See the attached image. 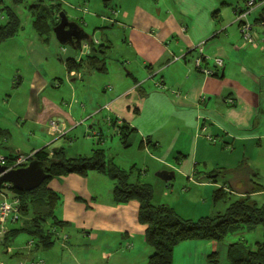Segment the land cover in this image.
I'll return each mask as SVG.
<instances>
[{"label":"crops","instance_id":"0c3cea01","mask_svg":"<svg viewBox=\"0 0 264 264\" xmlns=\"http://www.w3.org/2000/svg\"><path fill=\"white\" fill-rule=\"evenodd\" d=\"M60 1L73 7L71 0ZM75 1L78 5L81 4L80 0ZM124 1L127 5L129 2L133 3L127 6V9L116 12L111 22L113 26H118L124 36L121 43L126 53L121 56L120 63L123 68L128 66L130 69L134 67L135 70L126 69V73L122 75L121 68L116 67L113 77L106 82L112 83L115 88L111 85L105 86L102 100L108 101L111 108L115 102L139 91L141 104L135 106L132 119L125 120V118L122 123L125 122L124 124L134 129L133 134L140 135L141 149L147 151L151 146H155L156 149L161 147L162 140L157 133L163 129L167 131V127L173 124L191 131L194 128L198 130L204 127L206 131H210L211 137L226 136L223 139L227 140L256 141L258 139L257 150L264 149V132L261 133L259 130L260 127H264V108L258 105L264 94V75L249 72L242 67L243 72L247 74V77L245 76L247 79L262 86L261 93L253 90V86L246 88L237 80L226 76L227 70L231 65L233 66L232 55L236 52L233 40L226 32L237 24V32L240 38H243L236 16L229 13L228 7L233 5L231 0ZM22 31L23 27L17 35ZM16 36L3 42L0 52L5 47L11 52V60L16 59L22 62L21 66H16L15 74L19 78L20 86L16 87L18 90L24 82L28 86L22 102L23 113L12 112V110L11 113L17 115L20 121L31 122L34 126L29 127L25 132L20 121L16 122L17 132L22 136L24 143H28L32 149L30 154L42 149H46L50 155L58 149H62L66 154L64 144L71 147L74 141L69 139L68 135L79 129L84 131L87 138L90 134L93 137L96 135L99 138L103 137L102 129L94 126L82 127L85 125L86 118L77 120L72 111L65 110V106L46 94L53 84L63 83V80L56 78V75H62L74 83L86 82L83 80V69L99 74H109L107 67L106 72H101L94 69L87 61L81 69L71 71L67 67V60L76 62L86 60L90 50L96 48L100 42L90 38L85 40L84 43L89 46V49H86L88 53L85 54L87 51L82 49L83 43L80 49L71 45H62L54 31L47 41L38 35L37 39L25 40L24 46L16 39ZM260 37L258 33L256 46L244 44L242 51H238V55L245 60L251 57L259 58L258 65H261L264 61V42L263 39L260 41ZM102 47L106 51L107 59V53L114 49V44L107 37ZM248 48L251 49L248 50ZM242 52L244 53L241 55ZM199 57L203 58L202 66L210 69L212 73L206 74L197 68L195 61ZM217 58L223 59V67L216 65ZM43 64H49L50 71L39 70L38 68ZM136 65L139 69H136ZM263 67L264 65L258 68L263 71ZM135 71H138L142 79L133 73ZM231 73L233 71H230ZM149 82L153 85L150 90L144 87ZM106 92H115V95L111 98L106 95ZM86 98L85 96L84 99ZM3 102L9 103L10 100L4 99ZM99 105L98 100H92L91 104H84L82 109H77L76 113L80 116L87 114L89 106L93 111L90 117L96 116ZM128 112H131L130 106H128ZM51 120L63 123L58 127L61 132H54L51 127H38L47 125ZM65 122L71 125L79 123L80 127H65ZM114 122H111L112 126L115 125ZM121 124L117 123L118 126ZM0 126L6 131L5 135L0 136V149H5V153H9L0 152V156L24 154L20 152L24 146L13 143L10 128L3 127L1 123ZM111 128L116 131L115 136L121 138L117 127ZM246 132L251 135L246 136ZM147 139L150 140L147 141ZM62 142H64L63 145ZM195 146L194 144V150ZM54 147L59 148L54 149ZM171 148L172 146L168 151H172L173 154L179 151L189 156L180 162L185 165L175 167L172 161L165 160L164 156H155L154 159L173 170L174 177L178 171L181 176L187 177L198 187L207 189L213 186L211 184L218 185L216 181L210 180L206 161L203 162L205 172L198 168V151L186 152L182 145H177L174 150ZM191 155L193 158H190ZM253 162L258 170L252 173H255L257 179H261L259 170L264 171V161L256 158ZM161 170V167H157V171ZM200 173L203 176L197 180L196 176ZM105 178V175L92 171L86 177L70 174L52 179L47 187L60 197L54 213L58 222L61 223L48 219L44 223V229L51 236L53 245L46 248L33 241L32 236L20 232L19 234H27L33 241V245L26 251L15 253L10 246L19 234L13 236L9 231L18 230L21 225L10 224L8 233L13 239L5 249L0 248V251L4 250L3 255L6 256L7 263H34L36 253L42 251L45 252L43 255L45 260L40 264H71L70 259L73 264H147L152 249H148L149 246L145 240L147 226L139 222L140 204L137 201L127 204L115 203L113 199L115 182L107 199L103 200L98 185L105 182ZM236 183L239 188H235V183L226 184V186L230 187L234 194L245 195L247 191L243 190L244 184ZM260 193L262 192L253 193L252 197ZM219 244L215 241L182 242L174 249L173 264H207L210 254L218 252L220 255ZM57 245L60 249L56 250ZM8 248L12 250V254ZM66 257L70 258L65 261Z\"/></svg>","mask_w":264,"mask_h":264},{"label":"rangeland","instance_id":"374dc122","mask_svg":"<svg viewBox=\"0 0 264 264\" xmlns=\"http://www.w3.org/2000/svg\"><path fill=\"white\" fill-rule=\"evenodd\" d=\"M73 2V7L69 5H65L60 0H44L43 4H60L61 3V12H64L70 21H74L79 24V26L83 29V31L89 36L91 40L100 42L96 45V48L101 47L102 44L106 43L107 37L111 39L114 44V49L107 53L106 59V67L108 69L109 74H99L96 72H90L88 69H83L84 79L86 82L76 81L74 83L70 82V80L62 77V75H56V78H61L63 83L59 82L53 84L49 90L47 91V95L54 98V100L59 101L60 104L65 106V110H70L74 115H76V119L86 118L84 120V126L82 127H99L102 129L103 137L99 136H88V138L84 135L83 130H75L68 135L69 139H73V144L70 145L64 144L63 148L66 151V157H77L76 154H81L83 156H91L93 150L95 149H103L106 153V159L112 160L115 164L120 166L125 170H129L131 167H134V173L136 177H141V181L145 184H149L152 186L154 191V204H171L178 215L183 219L197 221L201 217L206 216H214L217 213H225L229 205L241 199L242 196L238 194H228L219 201L214 200V191L219 188L225 187L226 184H234L235 188H239L237 186L238 182L244 184L243 190L245 191L251 189L254 184L264 185V171H260V178H256L257 165L253 162L256 158L257 160L264 161V149L259 148L257 150V144H259V140L256 141H234L233 139L227 140L223 138L211 137L210 131H206L204 127L196 130L195 128L191 131L190 129H185L183 127H177L176 124H173L166 129H163L157 133V136L162 140V145L158 149L155 146H151L147 151L141 149L140 141L141 137L139 134H132L129 138V143L131 146L125 147L121 138L115 136L116 131L113 130L115 127L111 125V121L113 120L118 123V120H129L133 115V111L135 106L141 104L139 91L133 92L128 98L123 99L119 102H115V104L109 108V103L106 100H102L104 95L103 88L107 85H111L113 88L115 86L112 83H106L111 77H113L114 71L116 67L121 68L122 75L126 73L127 68H123L120 61H122V55L125 54L124 46L121 43V40L124 36H122V31L118 29V26H113L116 12H121L122 9H127V6L132 5L133 2H129V4H125L124 0H111V2L106 6L102 0H80V5L75 0H71ZM233 3L232 7H228L229 13L234 17L236 15L233 13V8L238 5L242 8L245 7L244 0H231ZM39 3L38 0H25L22 4L15 3V0H0V26L5 25L8 22V9H12L19 16L20 22L23 27V31L16 36V39L24 46L27 39H37L39 38L34 27L33 21L34 16L30 7L34 4ZM117 5V6H113ZM113 6V7H112ZM57 7V6H56ZM259 11H256L252 15L249 16V21L254 25V31L260 33V41L263 39L262 28L260 25H256L255 20L259 16ZM54 26L59 22V19L56 16H52L51 18ZM237 21V16H236ZM53 26V28H54ZM240 30V28H239ZM230 35L233 43L235 45V54L232 55L233 66L227 70V78H233L235 81L237 80L246 88H252L257 92L261 93V85L257 82L250 81L247 79V74L243 72L242 67L246 68L249 72L256 73L258 75H264V70L261 71L258 67L264 65V61L261 65H258L260 59L253 58L243 59L238 55V51H242L244 40L241 39L237 32V24L233 25L232 28H229L226 32ZM241 33V31H240ZM242 41V42H241ZM85 40L82 41L84 44ZM14 43V42H9ZM241 43V44H240ZM8 46L14 44H7ZM251 48H248L250 50ZM0 52V123L3 127H8L12 131L13 134V143H18L21 146H24V149L20 152L24 153L23 155L30 154V149L28 143H24L22 140V136L17 132L16 122L20 121L17 115H13L12 112H18L20 114L23 113V99L26 96L27 84L24 82L19 90L16 88L20 86L19 78L16 76V66H21V61H17L16 59L11 60V52L5 47L2 48ZM88 53V50H86ZM244 52L241 53V55ZM118 59L119 61H117ZM225 63L227 64V59H225ZM236 67V69H234ZM264 68V67H263ZM39 70L47 71L49 70V64H43ZM136 69H139L136 65ZM234 69V70H233ZM58 70V69H57ZM134 71L135 68L132 67L130 69ZM50 71V70H49ZM230 71L233 73L230 74ZM237 72V73H235ZM139 79H142L141 75H138V71L133 72ZM22 74V73H21ZM244 75V76H242ZM246 76V77H245ZM128 82L132 83L131 80ZM251 82V83H250ZM148 90H150L153 85L151 82L144 86ZM121 88V87H120ZM107 96L111 98L115 95L111 92H106ZM87 97L86 100L84 97ZM263 98L258 105L264 108V94ZM10 100L9 103H4L3 100ZM98 100L99 106L98 112L96 116H91L92 110L88 106L87 114L78 115L76 113L77 109H82L84 104H91L92 100ZM129 103V104H128ZM71 106V107H69ZM106 106L108 108H106ZM128 106L131 107V112H128ZM132 119V118H131ZM15 122L14 124L12 122ZM51 120L47 125L43 124L38 127H52ZM176 121V120H175ZM57 127H60L62 124L60 121L56 120ZM21 127H24L23 131L27 132L29 127H34L31 122H23L20 121ZM65 127H80V124L77 123L75 125H71L70 123L65 122ZM100 129H98L100 132ZM260 132H264V127H260ZM167 132V133H166ZM251 134L246 132V136H250ZM211 137V138H210ZM199 141V143H197ZM195 146V150L193 145ZM154 145V144H153ZM182 145L185 148L186 152L193 153V151L197 152L198 157V168L205 172L203 162H207V172H209L208 176H210L211 181H216L218 183L217 186L214 184L210 188H201L194 184H192L187 177L181 176V174L176 171V176L165 182L159 176H157V167H161L162 170H170L166 168L164 165L159 164L155 161V156L162 157L164 156L165 160H171L175 167H181L185 165V163L181 164L180 162L185 159V157H189L184 153H180L179 151H175L173 154L172 151H168V149L172 146L171 149H175L176 146ZM59 147H54V149H58ZM143 148V147H142ZM156 149V150H154ZM0 152L5 153V149H0ZM9 154V153H5ZM76 155V156H75ZM190 158H193L192 155ZM191 161V160H190ZM135 164V165H134ZM185 167V166H184ZM252 171H255L253 174ZM202 173L196 176L197 180L202 178ZM114 184V181L110 179L108 176L105 178V182L98 185L100 190L101 197L103 200H106L108 195L110 194V190ZM45 189V184L36 189L35 194L41 193ZM236 190V189H235ZM31 193H26L24 195V201L26 202ZM244 196V195H243ZM253 200L257 201L259 206L264 207V191L259 195L253 196ZM31 212V211H30ZM22 222L18 223L17 226H20ZM30 237L21 233L18 237L14 239L11 244V248L16 253L17 251H26L30 249ZM248 242L250 246H254L256 242H264V226L260 225L252 230L248 228L246 225H238L235 232H232L228 235V237L220 243V255H219V264H228L226 259L227 246L231 243L235 242ZM1 244V243H0ZM7 246L1 244L0 248L5 249ZM60 249L59 245L55 248ZM150 249V247L148 248ZM3 251H0V261L7 263L6 256L3 255ZM62 254V252H60ZM45 252L36 253V257L34 260L35 264L40 263V261L44 262ZM70 257H66L67 261ZM70 263L73 264V261L70 259Z\"/></svg>","mask_w":264,"mask_h":264},{"label":"trees","instance_id":"16d2710c","mask_svg":"<svg viewBox=\"0 0 264 264\" xmlns=\"http://www.w3.org/2000/svg\"><path fill=\"white\" fill-rule=\"evenodd\" d=\"M24 1L15 0V3L22 4ZM38 1L39 3L30 7L32 11L34 10L32 12L35 18L33 27L38 35L44 41H47L54 29L51 18L56 16L59 19L62 5L61 3L45 5L41 3L44 0ZM51 1L53 2V0ZM102 1L106 6L111 2V0ZM239 7H235V15ZM7 16L8 22L0 26V46L3 42L15 37L22 27L19 16L14 10L8 9ZM258 21L259 18L257 17L255 22ZM105 54L106 51L103 50L102 46L92 48L86 60L80 62L67 60V67L71 71L81 69L87 61L94 69L106 72ZM124 123L118 126L117 122H114V126L119 130L124 146L129 147V138L135 130ZM5 133L6 131L2 130L0 126V136L5 135ZM13 157L14 155H10L7 159L11 160ZM33 159L45 164V170L49 177L43 183L45 189L38 194H35L36 189L30 192H19L14 188H9L14 195L20 198L22 213L21 227L18 230H10L9 233L14 236V234L25 232L32 236L33 241H36L39 245L42 244L46 248H50L53 241L45 231L44 223L48 219L58 224L61 223L58 222L54 213L60 197L47 187L48 183L54 178L70 174L86 177L92 171L108 176L115 182L113 190L115 203L127 204L131 201H137L140 204L139 222L147 226L145 240L146 244L152 249L147 264H173L175 247L185 241H215L222 243L229 234L235 232L238 225H246L251 230L260 225L264 226V207L259 206L257 201L252 199L253 193L264 191V186L261 184H254L241 199L232 202L225 213H217L214 216L201 217L199 220L193 221L181 218L170 204L155 205L152 186L143 183L141 177L135 176L134 167L124 170L112 160H107L103 149H95L89 157L79 156L75 158L66 157L62 149H58L53 155H50L46 149H42L34 153ZM3 188L4 183H0V189ZM26 193L32 195L25 202L23 197ZM226 193L234 194L230 187L226 185L223 188L216 189L214 200H221ZM9 233L3 241V245L9 246L10 241L13 239ZM218 258V252L210 254L207 264H219ZM226 259L228 264H264V242H256L254 246H250L246 241L231 243L227 246Z\"/></svg>","mask_w":264,"mask_h":264},{"label":"built area","instance_id":"2783aa9c","mask_svg":"<svg viewBox=\"0 0 264 264\" xmlns=\"http://www.w3.org/2000/svg\"><path fill=\"white\" fill-rule=\"evenodd\" d=\"M259 9V10H258ZM259 11V21L255 23L256 25H260L263 33V42H264V0H246L245 7H239L237 10L236 16L237 21L239 22V28L244 39V44H251L256 46L258 33L254 31V25L250 23L249 16ZM262 15L263 19L260 18ZM82 49H89L87 43H84ZM202 57L196 59L195 64L197 68H199L202 72L206 74L212 73L210 69L204 68L202 66ZM216 65L219 67H223L224 61L221 58L215 59ZM232 102V100H231ZM106 108H108L106 106ZM111 122L113 120H110ZM118 123H122L121 120H118ZM51 129L54 132H61L58 130L56 120L52 121ZM34 153L23 155L17 154L11 160H8L5 156H0V165L7 166V170L18 169L22 167H26L32 161ZM9 188H13L10 183H4V188L0 189V243L2 244L6 234L9 231L10 224H18L22 221V213H21V201L20 198L14 195ZM0 244V245H1ZM29 245H33V241L29 242ZM10 250V254H12V250ZM41 262V261H40ZM0 264H5L0 261ZM19 264H24L20 262ZM35 264V263H31ZM40 264V263H38Z\"/></svg>","mask_w":264,"mask_h":264},{"label":"water","instance_id":"95a60500","mask_svg":"<svg viewBox=\"0 0 264 264\" xmlns=\"http://www.w3.org/2000/svg\"><path fill=\"white\" fill-rule=\"evenodd\" d=\"M260 18L263 19L262 15ZM58 41L62 45H71L81 48L82 41L89 40V36L83 31L78 23L70 21L64 12L59 14V22L53 29ZM175 172L161 170L157 176L168 182L174 178ZM49 175L45 170V164L33 159L28 166L7 170V166L0 165V183H10L19 192H30L38 189Z\"/></svg>","mask_w":264,"mask_h":264}]
</instances>
